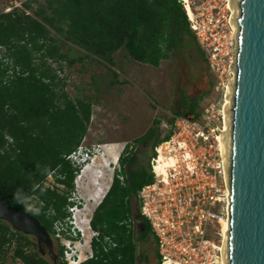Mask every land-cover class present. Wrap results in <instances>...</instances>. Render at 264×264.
I'll list each match as a JSON object with an SVG mask.
<instances>
[{"label": "trees", "instance_id": "trees-1", "mask_svg": "<svg viewBox=\"0 0 264 264\" xmlns=\"http://www.w3.org/2000/svg\"><path fill=\"white\" fill-rule=\"evenodd\" d=\"M23 6L0 13V200L28 211L54 237L55 226L67 225L70 219L68 208L73 202L69 195L79 167L67 156L85 136L91 106L86 98H72L64 92V79L52 64L72 65L95 56L112 65L113 53L124 49L132 60L158 66L170 51L180 52L187 46H194L206 60L178 0H46L45 6L36 9L30 3ZM76 48L84 54L70 57ZM197 102V97L191 100L181 93L170 124L177 117L198 118ZM159 122L154 119L136 141H151L153 149L168 140L172 131L160 137ZM118 161L121 168L115 170L111 186L90 218V227L98 232L90 242L93 256L79 264H135L120 221L130 214V193L137 194L150 184L153 174L150 165L148 170L131 168L138 159L124 152ZM125 173L129 178L122 184L118 176ZM49 175L52 185L45 184ZM140 218L147 222L141 213ZM105 236L117 246L105 251ZM13 239L14 259L23 264H53L40 253L31 235L0 219V257ZM28 245L37 250H25ZM63 249L58 247V259Z\"/></svg>", "mask_w": 264, "mask_h": 264}, {"label": "rangeland", "instance_id": "rangeland-1", "mask_svg": "<svg viewBox=\"0 0 264 264\" xmlns=\"http://www.w3.org/2000/svg\"><path fill=\"white\" fill-rule=\"evenodd\" d=\"M24 3H30L32 9H36L40 5L45 6L46 0H0V13L13 7L25 9ZM26 11L31 13L32 10L26 9ZM51 32L55 34L53 30ZM63 50L69 51L66 47ZM79 54L83 55L84 51H79L77 48L70 51L72 58ZM112 59V65L95 56H89L82 62L77 61L72 65L64 61L52 64L59 71H57L59 77L64 79V92L72 98L79 95L90 102V120L85 136L76 150V158L79 153L87 150L92 157L87 168L79 170L75 174L74 190L69 195L74 206H70L71 211L68 210L70 219L67 225L57 224L55 226V235L51 237L52 253L43 246L42 255L53 264H58V262L69 264V261L70 264H76L79 259H81L80 263L89 256L93 229L88 228L87 225L97 206L92 196L96 192V186L93 183L96 180L95 182H99L98 186H101L103 190L106 189V185H109L111 172L120 167L116 156H119L122 151L124 153L131 151L135 146L145 147L140 155V162L144 161L146 167L149 168L148 162L154 155L151 141L140 142L136 139L150 126H153L154 119L159 118L157 132L160 137L171 130L170 137L177 131L174 140H185L186 148L178 147L176 142L171 140L167 143L168 148L173 147L169 152L176 154L182 160L184 149L189 148L192 137L178 133V126L171 125L168 121L173 116V110L180 100V94L183 93L191 100L198 98L196 111L199 112V115L203 105L216 100V97L218 98V94L213 91L210 84L212 75L207 63L194 46L183 47L180 52L173 49L168 53L167 58L160 61L158 66L132 60L124 49L114 52ZM200 94L202 95L200 96ZM181 125L180 122L179 126ZM228 129L227 127V145L231 143ZM125 146H128L127 150L123 149ZM130 146L132 149L129 150ZM165 150L163 146V151ZM185 162L181 161V166L177 168L180 171L179 176L183 173ZM100 171H102L105 180L103 182L99 177H96ZM76 179L80 180L79 185ZM52 184V178L48 177L46 185ZM163 186L162 183L158 186L163 195L158 196V200L153 202L154 204L162 202L161 204L165 205V208L161 206L159 214L165 213V210L171 207L178 210V206L174 205V203H178L177 198L174 201L168 200L171 202L169 203L171 207L163 202L164 199L160 201L161 196L167 200L164 191L166 188ZM182 218V216L179 218L174 216V221H177V225L181 228L180 232H182V235L174 240L175 248H179V250H181V246L186 245V236L184 235L186 228L180 222ZM82 227L85 228L84 231H82ZM219 239L222 242L223 237L219 236ZM15 242L16 240L13 239L10 245L5 246V252L0 257V264H23L19 259L12 257ZM59 246L64 248L63 257L61 259L57 257L55 263L52 256L57 255ZM166 246L168 245L165 243ZM144 248L145 245H142L141 251ZM24 249L32 252L37 250L32 245L25 246ZM139 264H143V261L141 260Z\"/></svg>", "mask_w": 264, "mask_h": 264}, {"label": "built area", "instance_id": "built-area-1", "mask_svg": "<svg viewBox=\"0 0 264 264\" xmlns=\"http://www.w3.org/2000/svg\"><path fill=\"white\" fill-rule=\"evenodd\" d=\"M178 1L205 57L212 75V89L218 94V98L203 105L198 118L175 119L173 125L178 126V133L192 137L191 145L187 150L184 149L182 160L176 154H171L169 151L173 147L168 148L167 145L171 140L176 142L178 147L186 148L184 139L174 140L177 131L169 140L161 141L153 147L154 155L149 160L153 181L143 185L138 192L141 215L151 224L161 262L168 259L174 264H221L220 247L223 240L221 242L219 236L223 237L222 223H228L230 215L231 162L230 155L225 160L221 153L219 136L224 127V107L228 90L233 91L236 83L238 28L233 23L234 11L230 6V0ZM160 153L175 159L172 166L167 168L166 179L153 169ZM67 157L73 161L76 158V151ZM181 161L186 162L182 169L183 173L179 176L180 171L177 168L181 166ZM48 177L52 178L50 175ZM160 183L166 188L164 191L167 195V200L161 196L160 201L164 199L163 202L170 206L171 202L168 200L174 201L177 198L180 204L174 205L178 206V210L170 206L165 213L159 214V209L161 206L165 208V205L161 204L162 202L155 204L153 202L158 200V196L163 195L158 187ZM174 216L177 218L182 216L180 222L186 228L184 231L186 245L181 246V250L175 248L174 240L182 235V232L177 221H174ZM92 231L94 238L98 232ZM165 243L168 246L165 247ZM91 256L90 249L87 258Z\"/></svg>", "mask_w": 264, "mask_h": 264}, {"label": "water", "instance_id": "water-1", "mask_svg": "<svg viewBox=\"0 0 264 264\" xmlns=\"http://www.w3.org/2000/svg\"><path fill=\"white\" fill-rule=\"evenodd\" d=\"M238 28L237 77L225 105L230 154L228 264H264V0H230ZM0 219L31 235L43 254L52 239L28 211L0 200ZM55 262L56 257L52 256Z\"/></svg>", "mask_w": 264, "mask_h": 264}, {"label": "flooded vegetation", "instance_id": "flooded-vegetation-1", "mask_svg": "<svg viewBox=\"0 0 264 264\" xmlns=\"http://www.w3.org/2000/svg\"><path fill=\"white\" fill-rule=\"evenodd\" d=\"M144 148H138V146H135L132 149V147L130 146L129 150L130 149H132V150L124 153L125 156L136 157L138 159L137 162H135L133 165H131V168L144 167L145 169L148 170L144 161H143V163L140 162V160H141L140 155L143 153ZM151 148H152V146H151ZM123 149H125V148H123ZM148 165H149V162H148ZM120 168L121 167H119L118 170H120ZM123 168H124V170H126L127 164H124ZM114 174H115V170H113L111 172V180L109 182V185L105 189L101 200L103 199L104 195L106 194L109 187L111 186ZM118 178L121 180L122 184H125L126 180L129 178V175H128V173H125L124 175H119ZM138 192H137V194H133L132 192L130 193V195H129V212H130V214H129L128 218L120 221V224L126 228V232H127L128 237H129L128 240H130L129 245H131L130 247L133 250V253L135 255V264H139V262H141V260L143 261V264H157V262L159 261L160 251L158 249L157 241L155 239V234L152 230L150 222L147 219H146L147 222H143L140 218L141 208H140V204H139L140 200H139ZM101 200L98 202L97 206L99 205ZM96 207H95V209H96ZM94 210H93V212H94ZM93 212H92V214H93ZM92 214H91V216H92ZM147 224L150 225V227H151L150 230H148ZM144 233H145V236L141 237ZM117 244L118 243L113 241L110 236L104 237L103 246H104L105 251L107 249H109V247L117 246ZM142 245H145V248L141 251ZM91 250H92V248H91ZM92 256H93V251H92ZM55 257L57 260V255ZM160 258H161V256H160ZM56 260H55V263H56ZM58 264H62V262H58Z\"/></svg>", "mask_w": 264, "mask_h": 264}, {"label": "bare ground", "instance_id": "bare-ground-1", "mask_svg": "<svg viewBox=\"0 0 264 264\" xmlns=\"http://www.w3.org/2000/svg\"><path fill=\"white\" fill-rule=\"evenodd\" d=\"M232 92L233 91L228 90V96L226 98V100H227L226 101V105L227 104H230V95L232 94ZM227 127H228L227 117H226V114L224 113V127H223V130H222L221 135L219 136V141H220V150H221V153H222V155H223V157H224L225 160H227L229 158L228 157L230 155L229 154V149L231 147V144H228L227 145V143H228ZM230 140H231V138H230ZM229 145H230V147H229ZM116 159H118V156H116ZM174 162H175V159L173 157L164 156L162 153H160V155L158 157V160H157V163L154 164L153 169L157 172V174L163 175V178L166 179V177L168 176V170H167V168L170 167V166H172V164ZM86 168H87V166L85 167V169ZM99 173L96 175V177H99V179H101L102 182L105 181L103 179L102 171H100ZM78 179H76V182L79 185V181L80 180H78ZM110 180H111V175H110ZM95 181H94L93 184L96 186V192H95V194H92V196L94 197L95 203H97V202H99L101 200V198H102L103 193H104L105 190H103L101 186H98V183L99 182H95ZM107 186L108 185H106V188H107ZM222 227H223V243H222V245L220 247V251H221V264H228V262H227V231H228V223L227 222H223L222 223ZM81 229H82V231H84L85 228L82 227ZM80 260L81 259H79V261ZM79 261H78V263H79ZM160 264H174V263L171 260L164 259V260H162V262Z\"/></svg>", "mask_w": 264, "mask_h": 264}, {"label": "clouds", "instance_id": "clouds-1", "mask_svg": "<svg viewBox=\"0 0 264 264\" xmlns=\"http://www.w3.org/2000/svg\"><path fill=\"white\" fill-rule=\"evenodd\" d=\"M78 155L79 156H77V158H75L74 161H72V160L71 161L74 165H77L79 167L80 171H82L83 169H85L86 166H88L91 163L92 157L89 155L88 150L86 152L79 153ZM69 211H71L70 207H69ZM89 222H90V220H89ZM88 227H90L89 223H88Z\"/></svg>", "mask_w": 264, "mask_h": 264}]
</instances>
